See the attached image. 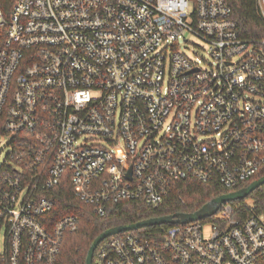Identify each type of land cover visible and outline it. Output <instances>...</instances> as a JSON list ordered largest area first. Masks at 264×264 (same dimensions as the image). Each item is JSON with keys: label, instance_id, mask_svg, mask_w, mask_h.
<instances>
[{"label": "built area", "instance_id": "obj_1", "mask_svg": "<svg viewBox=\"0 0 264 264\" xmlns=\"http://www.w3.org/2000/svg\"><path fill=\"white\" fill-rule=\"evenodd\" d=\"M0 136V264H55L79 227L53 214L61 185L101 216L156 207L186 178L232 191L264 167V41L240 35L226 0H0ZM233 209L161 239L109 235L91 264H264V215Z\"/></svg>", "mask_w": 264, "mask_h": 264}, {"label": "trees", "instance_id": "obj_2", "mask_svg": "<svg viewBox=\"0 0 264 264\" xmlns=\"http://www.w3.org/2000/svg\"><path fill=\"white\" fill-rule=\"evenodd\" d=\"M226 1L232 9L240 35L256 42L264 41V20L257 0ZM263 174L264 167L252 179L232 190L247 185ZM230 190L222 187L214 179L199 182L186 178L175 182L163 202L156 207L147 206L139 200H121L109 204L105 214L100 216L95 214L89 205L74 199L69 185H61L55 190L56 203L53 214L75 213L79 219V227L76 231L65 234L55 264H85L89 245L100 232L108 227L160 215H169V213L174 212L194 211L201 207L204 202ZM231 205L234 208L233 212L236 217L250 215V208H252V212L264 215V183L254 188L247 197L232 201ZM209 219L211 220L213 217ZM169 225L171 224H156L143 228L151 232L160 231L161 239L163 230Z\"/></svg>", "mask_w": 264, "mask_h": 264}, {"label": "water", "instance_id": "obj_3", "mask_svg": "<svg viewBox=\"0 0 264 264\" xmlns=\"http://www.w3.org/2000/svg\"><path fill=\"white\" fill-rule=\"evenodd\" d=\"M264 6V0H262ZM129 176V175H128ZM264 183V174L253 179L250 183L245 186L236 188V190L220 193V195L211 198L210 200L203 203L201 207L194 211H186V212H174L169 213V215H160L155 217H150L142 220H138L135 222H131L128 224H120L116 226H111L104 229L100 232L91 242L87 249L85 264H91L93 251L96 245L105 237L126 231L137 229L141 227L156 225V224H184L189 221L202 220L205 217H209L220 209V206L225 202H232L240 198H245L254 190V188Z\"/></svg>", "mask_w": 264, "mask_h": 264}, {"label": "rangeland", "instance_id": "obj_4", "mask_svg": "<svg viewBox=\"0 0 264 264\" xmlns=\"http://www.w3.org/2000/svg\"><path fill=\"white\" fill-rule=\"evenodd\" d=\"M184 39L188 42L187 47H184L182 40H179L180 48L183 49L190 57H203L207 58L206 50L202 47H205L204 42L198 39L196 36L190 33H184ZM5 137L0 136V163L5 159L6 154L9 151V145L6 142ZM209 223H205L204 229L208 231Z\"/></svg>", "mask_w": 264, "mask_h": 264}]
</instances>
